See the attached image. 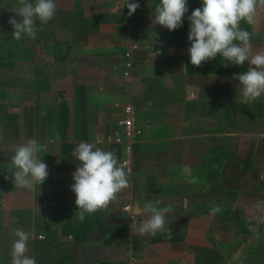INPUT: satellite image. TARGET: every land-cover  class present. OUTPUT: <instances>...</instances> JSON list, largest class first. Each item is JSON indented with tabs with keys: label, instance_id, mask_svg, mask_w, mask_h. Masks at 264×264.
<instances>
[{
	"label": "crops",
	"instance_id": "1",
	"mask_svg": "<svg viewBox=\"0 0 264 264\" xmlns=\"http://www.w3.org/2000/svg\"><path fill=\"white\" fill-rule=\"evenodd\" d=\"M2 1L1 15L14 16L16 0ZM122 2L56 0L55 17L24 44L32 57L0 67V264H10L17 229L30 233L27 255L36 264H264V96L241 104L238 73L184 74L187 17L201 0H188L182 27L171 32L152 23L158 0H135L140 7L131 16ZM241 27L252 33L253 51L264 49V10L256 24ZM53 41L64 43L63 61L44 52ZM127 51L130 77L123 80ZM125 104L142 130L130 186L81 222L70 191L71 152L92 142L121 163L113 139ZM33 137L49 175L17 188L10 155ZM186 165L194 183L181 174ZM147 201L172 209L170 238L137 232L135 207ZM212 206L220 210L213 214Z\"/></svg>",
	"mask_w": 264,
	"mask_h": 264
},
{
	"label": "clouds",
	"instance_id": "2",
	"mask_svg": "<svg viewBox=\"0 0 264 264\" xmlns=\"http://www.w3.org/2000/svg\"><path fill=\"white\" fill-rule=\"evenodd\" d=\"M124 6H127L129 16L140 7L135 0H123ZM56 10V0H16L11 8L15 15L7 21L13 29V39L19 41L25 36L36 39L38 25L50 22ZM258 10H264V0H201V7L194 9L187 17V40L190 43L187 52L192 66L200 67L203 62L216 59L217 56L226 62L225 67H240L245 63L250 65L244 72L233 76L238 81L241 104L254 102L264 96V49L253 51L252 33L241 27V23L250 26L256 24ZM188 11V0H158L152 23L171 32L182 27ZM158 54L153 53V56ZM181 68L187 75V66L182 65ZM41 151L42 145L35 137L13 147L9 172L15 187L30 188L47 179L48 166L38 155ZM71 155L77 163L72 173L70 191L75 195L77 218L83 222L86 215L106 210L117 194L130 186V181L124 165L118 162L111 150L81 141ZM181 174L188 183L195 182L190 166H184ZM4 178L8 180L9 176ZM158 204V201H147L142 208L136 205L135 211L142 217L136 221L137 232L141 236L161 232L171 237L167 225L172 209L159 207ZM210 210L215 214L220 209L212 206ZM14 235L16 239L9 252L10 264H36L35 257L27 255L30 233L17 229Z\"/></svg>",
	"mask_w": 264,
	"mask_h": 264
},
{
	"label": "trees",
	"instance_id": "3",
	"mask_svg": "<svg viewBox=\"0 0 264 264\" xmlns=\"http://www.w3.org/2000/svg\"><path fill=\"white\" fill-rule=\"evenodd\" d=\"M4 21L0 11V67L4 65L11 66L8 62L13 59L18 58H31L32 50L25 48V43L28 40H32L28 37H22L21 40L17 41L13 39L11 33L7 35L4 34ZM39 34H37V37ZM36 37V39H37ZM37 42H40L37 40ZM64 43L61 41H53V43L48 47H44V52H51L54 61L59 62L63 61L66 57L63 49ZM69 46V45H68ZM226 63L220 56H217L216 59H213L208 62H203L200 67H194L189 62V57L186 58V66L188 68V73L191 72H205L209 74H236L244 72L247 70L248 65L245 63L243 66L237 67L235 65L224 66ZM59 118H60V129L64 131L67 127L68 120V108L66 101L61 98L60 107H59Z\"/></svg>",
	"mask_w": 264,
	"mask_h": 264
},
{
	"label": "built area",
	"instance_id": "4",
	"mask_svg": "<svg viewBox=\"0 0 264 264\" xmlns=\"http://www.w3.org/2000/svg\"><path fill=\"white\" fill-rule=\"evenodd\" d=\"M133 48H136V46H133ZM124 56L128 59V61L124 64L125 70L123 71V80H129V69L131 67L129 59L131 57V52L127 51ZM118 125L121 130L114 136L113 140L115 143L122 146L124 158L121 163L124 165L125 170L129 172L131 162L130 157L133 153L135 145L142 136V130L136 125L135 112L131 104H125L123 106L122 116L118 121Z\"/></svg>",
	"mask_w": 264,
	"mask_h": 264
},
{
	"label": "rangeland",
	"instance_id": "5",
	"mask_svg": "<svg viewBox=\"0 0 264 264\" xmlns=\"http://www.w3.org/2000/svg\"><path fill=\"white\" fill-rule=\"evenodd\" d=\"M7 3H6V1L5 2H1V0H0V6H3V5H6ZM8 11V10H7ZM5 13H7V12H5ZM6 16H3L2 15V17H3V21H4V34L5 35H7L9 32H12L13 31V29H12V27H11V25H9L8 23H7V21H8V19L10 18V17H12V16H8L7 14H5Z\"/></svg>",
	"mask_w": 264,
	"mask_h": 264
}]
</instances>
